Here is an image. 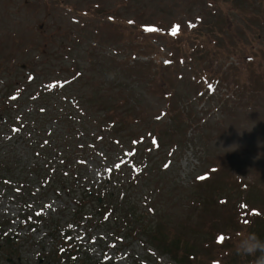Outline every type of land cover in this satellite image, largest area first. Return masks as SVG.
<instances>
[{"label":"rangeland","instance_id":"374dc122","mask_svg":"<svg viewBox=\"0 0 264 264\" xmlns=\"http://www.w3.org/2000/svg\"><path fill=\"white\" fill-rule=\"evenodd\" d=\"M176 26L179 32L171 36ZM70 58L85 74L63 95L83 98L85 123L79 120L71 133L68 127L46 126L42 136L27 137L25 143L14 138L8 145L15 149H4L13 164L0 173V184L37 183L39 171L42 178L49 174V162L59 177L65 170L76 172L52 179L63 196L47 195L48 207L35 184L37 194L26 201L34 213L48 208L47 223L39 228L41 219L33 217L35 228L17 231L25 219L18 195L14 187L0 192V264H63L57 252L63 242L60 225L78 229L67 250L76 248L79 260L88 254L90 264L103 263L104 249L114 258L128 256L131 264L252 261L236 255L234 245L249 231L264 239V222L249 217L248 227V212L239 206L248 202L264 213V0H0V107L4 96L20 105L33 94L37 100L31 106L39 108L43 120L77 110L66 106L65 98L41 91L44 83L76 77L79 69ZM214 84L215 95L200 97ZM6 108L0 117L29 112L28 104ZM105 111L112 118L104 119ZM93 119L116 124H108L111 131L99 129ZM155 136L157 151L150 144ZM36 138L51 144L40 146ZM134 139L145 141L131 151ZM97 147L112 157L106 166H98L104 160L98 153L90 156ZM88 149L93 151L85 169L68 167ZM126 152L134 163L120 167L106 183L115 163L126 158L116 156ZM34 162L40 166L31 170ZM136 167L144 170L139 176L132 173ZM78 173L93 189L108 186L116 196L108 222L93 215L105 201L91 198L79 224H73L78 207L71 182ZM216 236H224V243L217 245ZM91 237L98 243H87ZM151 246L159 255L149 253Z\"/></svg>","mask_w":264,"mask_h":264},{"label":"clouds","instance_id":"9594fccd","mask_svg":"<svg viewBox=\"0 0 264 264\" xmlns=\"http://www.w3.org/2000/svg\"><path fill=\"white\" fill-rule=\"evenodd\" d=\"M234 251L240 257H254L251 264H264V239L254 231L240 234Z\"/></svg>","mask_w":264,"mask_h":264},{"label":"trees","instance_id":"16d2710c","mask_svg":"<svg viewBox=\"0 0 264 264\" xmlns=\"http://www.w3.org/2000/svg\"><path fill=\"white\" fill-rule=\"evenodd\" d=\"M68 60H70V63H73L74 64V66L75 67H77L79 70L77 71V73H76V77H71L70 79H72V80H74V82L76 81V80H81L83 77H84V75L83 74H85V71L82 69V67H81V65L80 64H78L77 63V61H73L72 60V58H70V59H68ZM69 63V64H70ZM79 78H78V77ZM73 82V83H74ZM78 89H79V87H78ZM80 90V89H79ZM80 98V100L83 102V104H84V100H83V98H81V97H79ZM102 116H103V118L104 119H108V118H112L111 116H113V114H111V111H108V113L105 111V113H103L102 114ZM81 122L82 121H84V123H85V117H82L81 116ZM96 122H98L99 124H103V120H101V121H98L97 119H94ZM112 123H114L115 124V122H112ZM7 158V155L6 154H2V155H0V162H6V159ZM43 174V172H41L40 173V178H42L41 177V175ZM60 178H63V176L62 177H60ZM46 180V177L45 178H42V180H41V182H44ZM62 182V181H61ZM61 183H58L57 185H60ZM61 192V191H60ZM86 193V192H85ZM55 194V193H54ZM87 194V193H86ZM85 200H87V199H85ZM83 264H86V263H83Z\"/></svg>","mask_w":264,"mask_h":264},{"label":"snow or ice","instance_id":"6c2138e0","mask_svg":"<svg viewBox=\"0 0 264 264\" xmlns=\"http://www.w3.org/2000/svg\"><path fill=\"white\" fill-rule=\"evenodd\" d=\"M148 31H157V29L149 28ZM178 32H179V27L176 26V27L174 28V30L172 31L171 34H172L173 36H175V35L178 34ZM199 179H200V180H204V179H206V177H203V176H202V177H199ZM241 207H246V205H241ZM253 215L258 216V215H260V214H259L258 212H254ZM244 223L247 225V224L250 223V221L245 220ZM224 240H225V237H224V236H220V237L218 238V242H219V243H223Z\"/></svg>","mask_w":264,"mask_h":264}]
</instances>
